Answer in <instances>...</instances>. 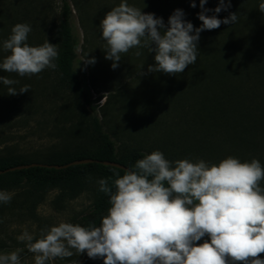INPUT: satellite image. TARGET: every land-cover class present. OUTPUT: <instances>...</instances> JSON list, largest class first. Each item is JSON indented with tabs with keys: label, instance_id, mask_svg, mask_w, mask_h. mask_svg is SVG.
Instances as JSON below:
<instances>
[{
	"label": "rangeland",
	"instance_id": "1",
	"mask_svg": "<svg viewBox=\"0 0 264 264\" xmlns=\"http://www.w3.org/2000/svg\"><path fill=\"white\" fill-rule=\"evenodd\" d=\"M68 1L73 11L71 27L79 42L75 69L120 154L160 151L170 162L188 159L208 164L228 157L241 162L257 159L264 167V13L258 10L262 0H239L232 11L237 15L235 23L202 31L196 63L175 75L148 73L155 53L147 47L122 53L118 67H111L100 23L122 0ZM126 2L162 18L165 26L173 12L182 9L173 6L177 0ZM61 7V0H41V29L31 36V46L47 40L58 51ZM182 10L194 28L201 26L197 15L201 8L195 13ZM4 55L9 53L0 46V63ZM86 58H95V63L86 64ZM12 74L19 87L0 108V158H34L60 149L69 144L72 129L82 132L91 120L90 106L62 84L56 69L24 77ZM25 85L30 90L20 93ZM100 179L92 175L69 186L41 189L22 183L0 189L12 196L10 202H0V254L23 249L21 264H35L34 254L18 237L27 231L35 240L42 230L61 222L77 224L102 196ZM260 186L264 188V180ZM72 251L71 257L48 264H80L87 257L86 252ZM91 260L103 264L102 258Z\"/></svg>",
	"mask_w": 264,
	"mask_h": 264
},
{
	"label": "clouds",
	"instance_id": "2",
	"mask_svg": "<svg viewBox=\"0 0 264 264\" xmlns=\"http://www.w3.org/2000/svg\"><path fill=\"white\" fill-rule=\"evenodd\" d=\"M207 2L199 0L201 12L197 15L202 24L194 28L184 19L182 9H176L165 26L162 18L122 0L100 23L107 44L105 58L115 69L122 53L147 47L155 53L148 73L184 72L196 63L202 31L237 21L236 12L223 20L207 15L227 11L231 0H219L213 10L205 8ZM191 7H196L195 0ZM258 10L264 13V0ZM30 32L26 23L11 29L2 45L9 55L0 63V70L24 77L56 69V45L46 40L40 46H29ZM135 54L141 55L139 51ZM84 61L94 64L95 58ZM0 82L18 83L5 76H0ZM29 90L25 85L19 92ZM8 94L16 95L17 90L9 87ZM116 175L115 191L108 179L98 181L99 190L110 197L107 215L99 226L61 222L42 230L38 239L27 231L18 237L34 254L35 264L71 257L72 249L86 252L90 259L102 258L103 264H264L260 258L264 254V188L260 186L264 167L259 160L241 162L228 157L218 164L188 159L170 162L162 152L153 151L138 159L134 170ZM11 199V194L0 191V202ZM205 237L208 239L198 243ZM22 251L0 254V264H21Z\"/></svg>",
	"mask_w": 264,
	"mask_h": 264
},
{
	"label": "trees",
	"instance_id": "3",
	"mask_svg": "<svg viewBox=\"0 0 264 264\" xmlns=\"http://www.w3.org/2000/svg\"><path fill=\"white\" fill-rule=\"evenodd\" d=\"M239 0H231V7L227 11H221L216 14L219 19L225 18L238 8ZM40 2L41 0H0V46L11 35V29L17 23H26L31 27V32L28 34L26 43L31 46L33 39L31 36L34 32L41 29L40 21ZM61 22L58 25L57 38L59 41L58 57L54 60L57 65L56 71L61 78L64 86L73 90L79 95L84 102L90 106L93 113L91 120L84 124L82 132L77 129L70 131V142L65 144L60 149H54L46 154L35 156L34 158H0V171H4L13 167L40 163L48 165H66L76 160L93 159L97 161L117 162L130 170H134L136 161L144 158L145 153L139 150H131L126 154H120L116 143L107 134L100 123L96 114V107L92 104L90 91L86 89L85 83L82 80L79 72L75 69L76 52L79 47V42L75 37L71 27L72 7L68 0H61ZM192 0H177L174 7H180L195 13L200 9L199 0H195L196 7H191ZM227 3V0H226ZM219 4V0H208L205 8L213 10ZM3 58L5 57L2 56ZM0 76H5L13 79L12 73L0 70ZM18 89L19 84L4 85L0 82V108L9 102L13 95L8 94V88ZM126 170H121L112 166L103 165L101 163H87L81 165H73L63 169H53L44 167H32L29 169L7 172L0 175V189L10 190L20 186L22 183L33 184L37 188H50L57 185H72L78 183L86 176L98 175L103 179H108L110 187L114 188V180L119 176H123ZM111 178V179H109ZM110 197L103 193L102 196L94 202L91 211L83 217L77 224L87 227L90 224L99 226L102 217L107 215L110 207ZM203 238L198 243H203ZM261 259H264V254H261ZM80 264H96L88 256Z\"/></svg>",
	"mask_w": 264,
	"mask_h": 264
},
{
	"label": "water",
	"instance_id": "4",
	"mask_svg": "<svg viewBox=\"0 0 264 264\" xmlns=\"http://www.w3.org/2000/svg\"><path fill=\"white\" fill-rule=\"evenodd\" d=\"M101 163L103 165H107V166H112L121 170H130L127 167H125L124 165L117 163V162H110V161H97V160H93V159H82V160H76L73 161L69 164L66 165H48V164H40V163H31V164H25V165H21V166H17V167H13L4 171H0V175L7 173V172H13V171H18V170H24V169H29L32 167H44V168H53V169H63V168H67L69 166H73V165H81V164H87V163Z\"/></svg>",
	"mask_w": 264,
	"mask_h": 264
}]
</instances>
